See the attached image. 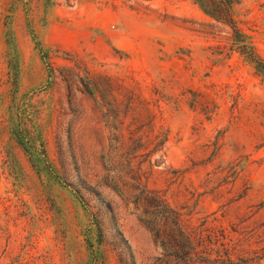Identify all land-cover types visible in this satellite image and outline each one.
<instances>
[{
    "label": "rangeland",
    "instance_id": "1",
    "mask_svg": "<svg viewBox=\"0 0 264 264\" xmlns=\"http://www.w3.org/2000/svg\"><path fill=\"white\" fill-rule=\"evenodd\" d=\"M238 1L264 58V0ZM230 37L190 0H0V264H154L147 191L264 264V83ZM132 94L168 131L152 167L129 164Z\"/></svg>",
    "mask_w": 264,
    "mask_h": 264
},
{
    "label": "trees",
    "instance_id": "2",
    "mask_svg": "<svg viewBox=\"0 0 264 264\" xmlns=\"http://www.w3.org/2000/svg\"><path fill=\"white\" fill-rule=\"evenodd\" d=\"M200 11L208 18L227 27L231 32L230 50L236 52L245 63L251 66L264 83V58L258 53L252 44L250 37L243 33L239 27L240 21L237 20L236 6L238 0H190ZM106 89L108 86H105ZM89 89V88H88ZM105 89V88H104ZM90 94L101 93L96 84H92L89 89ZM104 91H109L104 90ZM103 92V90H102ZM106 113L103 115L105 126L112 133L110 134V143L118 142L121 138L120 132L125 123L124 112L117 107L110 109L106 104ZM128 107L133 111L132 118L125 129L130 136L132 154L140 149L147 150L146 154L135 155L129 160H138L141 165L147 161L150 167L159 164L164 156L163 148L168 142V131H155L153 116L148 114V109L139 96L132 94L129 99ZM123 115V116H121ZM146 130V133L143 130ZM20 136L21 144L27 147H34L35 136L29 130L27 124L21 123V128L17 132ZM118 133V134H116ZM139 133H142L139 135ZM147 138L145 143L142 139ZM39 138L41 132L37 133ZM139 135V136H138ZM42 143V142H40ZM41 147L43 145L41 144ZM36 149V148H33ZM44 150H40L42 154ZM43 155V154H42ZM159 155L152 163L153 157ZM142 158L145 160L140 161ZM111 160V158H107ZM144 206L151 209L149 213L151 220L142 222L148 228L152 241L159 251V255L154 257V264H245L239 262L238 250L236 247H229L225 242L222 233L218 234L213 229H209L201 224L193 227L184 214L174 209L166 200L162 199L155 191H147V196L143 200ZM148 212H144L147 215ZM132 257V256H131ZM237 260L238 262H236ZM122 263V260H119Z\"/></svg>",
    "mask_w": 264,
    "mask_h": 264
}]
</instances>
